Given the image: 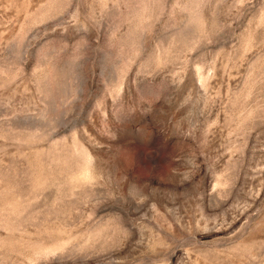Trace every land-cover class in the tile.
<instances>
[{
	"label": "rangeland",
	"instance_id": "obj_1",
	"mask_svg": "<svg viewBox=\"0 0 264 264\" xmlns=\"http://www.w3.org/2000/svg\"><path fill=\"white\" fill-rule=\"evenodd\" d=\"M0 264H264V0H0Z\"/></svg>",
	"mask_w": 264,
	"mask_h": 264
}]
</instances>
